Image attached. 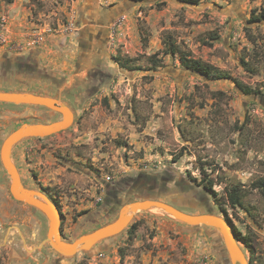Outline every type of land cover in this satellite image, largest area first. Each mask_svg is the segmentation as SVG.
<instances>
[{"label":"rangeland","instance_id":"1","mask_svg":"<svg viewBox=\"0 0 264 264\" xmlns=\"http://www.w3.org/2000/svg\"><path fill=\"white\" fill-rule=\"evenodd\" d=\"M263 10L264 0H0V91L48 96L75 115L66 131L11 153L22 184L57 207L63 241L111 222L126 203L156 199L224 219L244 238L248 264H264V193L252 186L264 180V19L251 21ZM89 19L96 25L82 28ZM181 57L222 77L189 71ZM59 120L44 107L0 104V146L22 124ZM9 185L0 163V264L221 262L196 257L156 211L60 256L46 243V217ZM232 187L240 205L228 199Z\"/></svg>","mask_w":264,"mask_h":264},{"label":"water","instance_id":"2","mask_svg":"<svg viewBox=\"0 0 264 264\" xmlns=\"http://www.w3.org/2000/svg\"><path fill=\"white\" fill-rule=\"evenodd\" d=\"M0 104L40 106L61 115V120L51 124H22L9 133L0 146V163L10 179V196L46 217L48 220L46 243L58 255L72 257L79 252H87L102 241L121 234L132 223L136 214L156 211L161 217L185 226L214 229L223 243L229 264H248L233 231L224 219L213 214H187L156 199H141L126 203L121 206L113 221L79 236L72 242L63 241L59 231L60 213L57 207L42 193L28 189L22 184L20 173L11 159V153L23 140L47 138L66 131L74 121V112L54 98L27 92L0 91Z\"/></svg>","mask_w":264,"mask_h":264},{"label":"crops","instance_id":"3","mask_svg":"<svg viewBox=\"0 0 264 264\" xmlns=\"http://www.w3.org/2000/svg\"><path fill=\"white\" fill-rule=\"evenodd\" d=\"M166 203L187 214H205L197 208H183L171 202L166 201ZM160 219L164 222H167L168 225L175 227L174 231L175 234L178 236L177 242H181L184 245L190 246L192 248L193 254L196 257H203V255H211L213 259L218 261L221 257L222 259H220V261L222 263L225 262L226 256L223 249V243L218 233L214 229L206 227L207 230L201 233L199 231V228L197 227L185 226L163 217H161ZM177 242L175 241V243Z\"/></svg>","mask_w":264,"mask_h":264},{"label":"trees","instance_id":"4","mask_svg":"<svg viewBox=\"0 0 264 264\" xmlns=\"http://www.w3.org/2000/svg\"><path fill=\"white\" fill-rule=\"evenodd\" d=\"M132 1L139 2L142 0H132ZM178 1H180L182 3H186L188 5H197L201 0H178ZM261 19H264V10L259 15L253 16L251 18V21L254 22V21H259ZM170 53L176 54V53H178V51L176 48L172 47L170 49ZM180 62H181L182 67H184L185 69H187L189 71L198 73L201 76L212 77L215 79H220L222 77L220 74L216 73L212 67H210L209 65L203 64L198 60H194V59H191L188 57H183V58L181 57ZM244 91L247 94L249 93L247 90H244ZM210 185H211V183H209L208 188H210ZM252 186L254 188L259 189L262 193H264V180H262V179L257 180L256 182H254L252 184ZM228 199L232 205H234V206L240 205V191H239V189L232 187L230 189L229 194H228ZM235 239L237 241H241L242 243H245L244 238H242L238 235H237V237L235 236Z\"/></svg>","mask_w":264,"mask_h":264},{"label":"flooded vegetation","instance_id":"5","mask_svg":"<svg viewBox=\"0 0 264 264\" xmlns=\"http://www.w3.org/2000/svg\"><path fill=\"white\" fill-rule=\"evenodd\" d=\"M92 25H96V22H95V20L94 19H89V23L88 24H85V25H83L82 26V28L84 27V28H88V27H93ZM83 31H86L85 29L83 30ZM103 34V31H101V30H99V31H97V33L95 34L96 35V37H95V40H96V52H98L100 49L99 48H103V44H104V34ZM84 43V42H83ZM100 45H101V47H100ZM84 47V46H83ZM99 49V50H98ZM10 246H11V248H12V250H13V253H14V251L18 248V246H13V244H11L10 243Z\"/></svg>","mask_w":264,"mask_h":264}]
</instances>
